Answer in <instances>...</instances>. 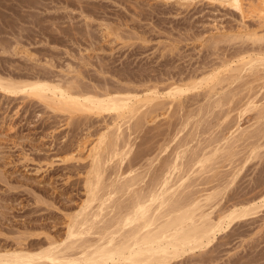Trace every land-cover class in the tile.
Listing matches in <instances>:
<instances>
[{
    "label": "rangeland",
    "instance_id": "1",
    "mask_svg": "<svg viewBox=\"0 0 264 264\" xmlns=\"http://www.w3.org/2000/svg\"><path fill=\"white\" fill-rule=\"evenodd\" d=\"M261 22L254 14L242 19L218 0H0V77L73 82L97 93L165 92L222 70L227 76L214 90L204 85L186 92L144 120L137 133L125 131L129 123L122 126L132 150L120 170L139 169L145 183L176 152H210L239 126L243 133L230 142L232 156L219 154L188 180L194 196L216 192L203 201L215 218L264 195V118L244 112L248 100L264 107V65L253 75L223 70L241 56L264 54V43L230 38L245 26L263 34ZM65 116L0 92V251L62 238L85 199L87 148L113 120L107 113ZM169 264H264V207L233 222L203 250Z\"/></svg>",
    "mask_w": 264,
    "mask_h": 264
},
{
    "label": "bare ground",
    "instance_id": "2",
    "mask_svg": "<svg viewBox=\"0 0 264 264\" xmlns=\"http://www.w3.org/2000/svg\"><path fill=\"white\" fill-rule=\"evenodd\" d=\"M218 1L237 11L242 19L254 14L264 23V0ZM243 28L242 32L229 37L264 43V33ZM262 65L264 54L259 51L255 55L241 56L235 67L225 66L223 70L253 75ZM221 72L213 70L174 83L165 92L153 87L141 92L128 89L97 93L79 89L73 82L61 84L39 78L13 80L0 77V92L4 95L21 94L55 114L66 115L69 120L76 115L101 116L104 113L111 115L113 120L87 148L89 165L83 180L85 199L79 210L69 216L64 236L47 238L46 244L37 248L18 245L2 249L0 264H169L185 254L203 250L236 220L258 213L264 207V195L236 204L212 218V212L205 209L203 201L212 200L216 192L201 199L191 194L188 184L191 174L203 171L219 154L232 156L230 142L243 133L239 126L210 152L201 155L187 149L176 152L149 182H144L146 176L138 172L139 169L120 170L132 150L129 139L123 137V124L132 121L125 131L132 127L134 132L139 131L144 120L149 122L152 114L164 105L180 102L186 92L204 85L209 91L214 90L227 76ZM223 101L220 97L215 102L220 105ZM247 110H256V118H264V107L254 100H248L244 112ZM255 154V151L250 153L252 157ZM155 160L157 158L149 163L151 169ZM110 167L115 171L113 174L111 171L112 177L106 178Z\"/></svg>",
    "mask_w": 264,
    "mask_h": 264
}]
</instances>
